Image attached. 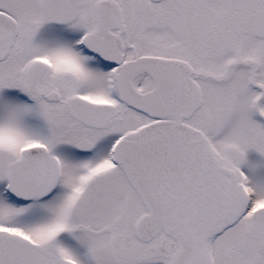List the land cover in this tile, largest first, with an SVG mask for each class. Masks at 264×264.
Listing matches in <instances>:
<instances>
[{
    "label": "snow or ice",
    "instance_id": "obj_1",
    "mask_svg": "<svg viewBox=\"0 0 264 264\" xmlns=\"http://www.w3.org/2000/svg\"><path fill=\"white\" fill-rule=\"evenodd\" d=\"M0 264H264V0H0Z\"/></svg>",
    "mask_w": 264,
    "mask_h": 264
}]
</instances>
